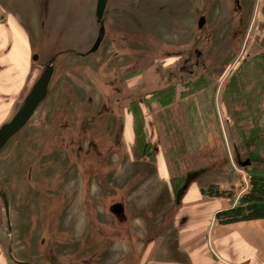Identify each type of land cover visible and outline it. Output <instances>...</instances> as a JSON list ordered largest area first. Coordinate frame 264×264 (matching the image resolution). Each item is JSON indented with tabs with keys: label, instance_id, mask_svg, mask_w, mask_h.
Here are the masks:
<instances>
[{
	"label": "rangeland",
	"instance_id": "374dc122",
	"mask_svg": "<svg viewBox=\"0 0 264 264\" xmlns=\"http://www.w3.org/2000/svg\"><path fill=\"white\" fill-rule=\"evenodd\" d=\"M234 1L109 0L99 20L97 0H0L39 57L17 108L56 56L48 97L0 152L12 226L0 198V243L14 264H142L157 239L166 264L189 173L234 203L264 174L262 58Z\"/></svg>",
	"mask_w": 264,
	"mask_h": 264
},
{
	"label": "crops",
	"instance_id": "0c3cea01",
	"mask_svg": "<svg viewBox=\"0 0 264 264\" xmlns=\"http://www.w3.org/2000/svg\"><path fill=\"white\" fill-rule=\"evenodd\" d=\"M249 11V36L264 54V0H241ZM16 17L0 18V127L18 107L33 75V46L30 31ZM23 95V96H22ZM6 117L5 121L2 118ZM162 149V148H161ZM157 148V169L164 182L170 170L163 149ZM236 203V202H235ZM225 197H211L192 184L179 199L175 214V251L166 264H264V219L220 224L219 210L235 204ZM162 244L153 241L144 263L162 264ZM0 264H14L0 243Z\"/></svg>",
	"mask_w": 264,
	"mask_h": 264
},
{
	"label": "water",
	"instance_id": "95a60500",
	"mask_svg": "<svg viewBox=\"0 0 264 264\" xmlns=\"http://www.w3.org/2000/svg\"><path fill=\"white\" fill-rule=\"evenodd\" d=\"M109 0H97L96 15L99 20L104 17L105 10L107 8ZM206 22L205 16H201L199 19V26L202 28ZM105 27L102 25L99 29L98 36L94 45L91 49L82 55L96 52L104 37H105ZM199 52H196L198 54ZM38 54L33 55V59L37 60ZM56 70V56L50 58V60L45 65L44 70L41 75L35 81L34 85L30 89L29 93L23 99V102L19 108H16L10 118L0 127V152L3 148L28 124L31 120L39 106L46 100L50 93V85L54 77ZM191 70V69H187ZM184 71V70H183ZM247 161L243 164H249ZM0 198L2 199L5 207V212L8 217V234L11 236L12 226L10 222V205L8 201L7 194L4 190L0 189ZM112 211L118 216L124 214L123 203H116L112 207ZM11 240V237H10Z\"/></svg>",
	"mask_w": 264,
	"mask_h": 264
},
{
	"label": "trees",
	"instance_id": "16d2710c",
	"mask_svg": "<svg viewBox=\"0 0 264 264\" xmlns=\"http://www.w3.org/2000/svg\"><path fill=\"white\" fill-rule=\"evenodd\" d=\"M260 57L262 58L263 63L260 62L259 65L261 68L259 69V65H258L257 67H255L256 69H254V72H256V70L259 69L262 76L264 75V67H263L264 54H262ZM262 81L264 82V80ZM173 129L174 128L172 126V130ZM148 146H150V144L148 145V143L144 141V147L147 148ZM199 173L198 171L189 173L186 180L187 184L184 185L183 188L181 189L177 190L175 188V190H177L176 192L180 194L179 197L182 196L184 191L192 183L198 184L201 193L204 195H208L211 197H228V198H231L233 196V193L231 191L224 189L215 182L208 184H203V182H200L198 180ZM216 218L220 224H230L239 221H247L253 219H264V174L251 173L249 190L246 191L244 194H242L234 205L219 210L216 214Z\"/></svg>",
	"mask_w": 264,
	"mask_h": 264
},
{
	"label": "flooded vegetation",
	"instance_id": "af4514ba",
	"mask_svg": "<svg viewBox=\"0 0 264 264\" xmlns=\"http://www.w3.org/2000/svg\"><path fill=\"white\" fill-rule=\"evenodd\" d=\"M235 11H242L244 13L245 8L242 6L241 0H235ZM106 11V10H105ZM105 14V13H104ZM245 21V19H243ZM247 22V21H246ZM249 25V23H247ZM235 27V26H234Z\"/></svg>",
	"mask_w": 264,
	"mask_h": 264
}]
</instances>
